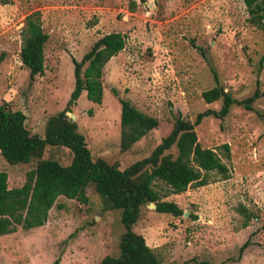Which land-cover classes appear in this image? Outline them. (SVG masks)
<instances>
[{"label": "rangeland", "instance_id": "obj_1", "mask_svg": "<svg viewBox=\"0 0 264 264\" xmlns=\"http://www.w3.org/2000/svg\"><path fill=\"white\" fill-rule=\"evenodd\" d=\"M40 12L48 34L44 73L30 81L20 59L27 14ZM126 36L125 47L103 68V100L83 91L68 112L75 115L93 159L123 169L147 156L167 135L178 113L194 121L221 101L207 103L202 92L218 82L242 100L264 90V30L251 21L245 0H0V104L26 115L31 134L44 135L46 118L63 110L74 87L73 58L80 60L95 40L110 32ZM125 98L158 119V127L128 151L120 150V103ZM203 147L228 143L229 177L171 193L161 181L163 200L183 214L142 206L135 232L165 262L177 264H264V96L253 109L234 104L224 118L204 117L195 127ZM44 158L69 164L65 146H46ZM9 164L0 154L8 186L17 187L35 165ZM87 203L58 196L46 223L0 235V264H99L117 255L124 231L120 211L102 202L93 185ZM257 217L244 225L239 206ZM249 240L240 253L242 244Z\"/></svg>", "mask_w": 264, "mask_h": 264}, {"label": "trees", "instance_id": "obj_2", "mask_svg": "<svg viewBox=\"0 0 264 264\" xmlns=\"http://www.w3.org/2000/svg\"><path fill=\"white\" fill-rule=\"evenodd\" d=\"M145 2L146 0H140ZM251 21L264 30V0H245ZM48 34L41 23L40 12L26 15L23 28L21 62L29 69L30 81L44 73V46ZM126 44L121 32L103 34L94 41L80 60L73 58L74 87L66 107L46 118L44 135L31 134L27 129L26 115L0 104V154L11 165H35L26 171L25 180L17 187L8 186L7 172L0 169V235L14 232L17 227L29 230L46 223L49 210L58 196L88 202L87 187L93 185L102 202L120 211L124 231L118 243L117 255L104 256L99 264H177L165 262L151 248L142 234L134 231L142 206L154 203L156 211L174 216L183 209L173 201L163 200L155 188L157 181L164 183L171 193H182L188 187H200L211 182V174L229 177V167L224 159L231 156L230 145L217 148L203 147L197 137L196 125L204 117H226L234 104L253 109V102L264 96V90L254 92L239 100L219 84L202 92L207 103L221 101L219 109L208 108L196 114L194 121L178 112L173 118L170 132L151 152L121 169L118 163H108L103 158L93 159L85 136L78 131L75 121L67 114L83 91L97 104L103 100V68ZM2 57L0 56V62ZM264 59L260 61L262 65ZM120 150L128 151L152 129L158 127L156 117L137 109L130 100L120 98ZM65 146L72 152L69 164H61L52 158H44L46 146ZM244 225L257 215L244 205L239 206ZM264 230V222L261 226ZM246 240L240 253L247 247ZM59 263V258L55 264ZM186 263V262H185ZM184 263V264H185ZM202 264H209L203 262Z\"/></svg>", "mask_w": 264, "mask_h": 264}, {"label": "water", "instance_id": "obj_3", "mask_svg": "<svg viewBox=\"0 0 264 264\" xmlns=\"http://www.w3.org/2000/svg\"><path fill=\"white\" fill-rule=\"evenodd\" d=\"M67 114L70 116L71 120L74 121L75 120V115L71 112H67ZM149 205H152L153 207H155L154 203H149Z\"/></svg>", "mask_w": 264, "mask_h": 264}]
</instances>
